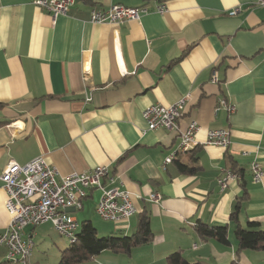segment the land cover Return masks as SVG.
I'll list each match as a JSON object with an SVG mask.
<instances>
[{
	"label": "crops",
	"instance_id": "obj_1",
	"mask_svg": "<svg viewBox=\"0 0 264 264\" xmlns=\"http://www.w3.org/2000/svg\"><path fill=\"white\" fill-rule=\"evenodd\" d=\"M34 1L0 0V178L10 163L41 156L63 177L109 166L138 212L126 224L110 222L103 237L130 236L147 215L153 239L131 253L108 250L81 264H169L176 252L190 263L264 264V250L238 252L231 220L240 203L239 224L264 228V178L253 183L251 171L255 161L264 169V5L76 0L54 22ZM159 4L167 12L157 13ZM115 5H146L150 12L118 25L90 21L93 9ZM184 98L181 130L197 122V139L204 142L209 130L227 128L231 144L227 150L199 146L166 165L180 139L165 129L150 131L143 112ZM222 99L236 112L219 109ZM180 164L197 171L183 174ZM228 172L241 179L222 190L218 181ZM155 194L158 203L150 199ZM100 198V190H92L82 210L69 211L80 228L97 215ZM6 201L0 179V233L11 221ZM199 222L227 226L231 245L200 236ZM37 228L25 233L34 239ZM6 257L0 248V264ZM32 258V264H47Z\"/></svg>",
	"mask_w": 264,
	"mask_h": 264
},
{
	"label": "built area",
	"instance_id": "obj_2",
	"mask_svg": "<svg viewBox=\"0 0 264 264\" xmlns=\"http://www.w3.org/2000/svg\"><path fill=\"white\" fill-rule=\"evenodd\" d=\"M76 0H35L34 5L52 15L55 22L58 17L67 15ZM260 6L264 0H259ZM164 4L156 7V12H167ZM235 9L232 15L237 14ZM144 5L136 8L121 5L112 6L108 10L93 9L90 21L94 24H122L139 20L141 15L149 13ZM187 98L176 104L165 107L151 105L143 112L148 129L155 131L165 129L176 133L180 139L175 153L165 159V164H171L179 153H188L199 146H214L227 150L231 144V131L227 128L212 129L207 132L206 140L200 142L197 135L200 127L191 121L186 130H181L179 121L184 115ZM228 113L236 112V106L222 99L219 109ZM218 109V110H219ZM252 181L260 184L264 178L263 165L255 161L251 165ZM3 189L7 195L6 209L11 216L7 229L0 233V248L7 249L8 264H32L34 251L33 236L25 233L29 227H38L50 222L55 231L67 238L71 245L78 240L79 222L69 213L83 209V203L90 191L100 190L101 198L96 213L103 221L123 225L138 212L133 194L118 186L117 178L110 174L109 166H99L90 172L73 173L61 176L58 169L47 163L43 156L38 157L26 165L10 163L1 175ZM237 172H228L219 179L218 185L225 190L230 182L240 180ZM160 195H151L152 202L158 203Z\"/></svg>",
	"mask_w": 264,
	"mask_h": 264
},
{
	"label": "trees",
	"instance_id": "obj_3",
	"mask_svg": "<svg viewBox=\"0 0 264 264\" xmlns=\"http://www.w3.org/2000/svg\"><path fill=\"white\" fill-rule=\"evenodd\" d=\"M183 174H194L197 168L179 165ZM240 203L231 215V220L236 223L234 231L238 241V252L243 250H264V228L258 222L249 221L246 227L239 224ZM196 232L205 239H213L224 246H230L227 226H209L201 222L195 226ZM150 217L143 215L136 233L130 236L99 237L98 231L90 221L81 224L78 240L61 253L59 264H81L105 251L131 253L135 247L148 244L152 241ZM169 264H203L188 262L180 252L168 257ZM5 264H8L7 262Z\"/></svg>",
	"mask_w": 264,
	"mask_h": 264
},
{
	"label": "rangeland",
	"instance_id": "obj_4",
	"mask_svg": "<svg viewBox=\"0 0 264 264\" xmlns=\"http://www.w3.org/2000/svg\"><path fill=\"white\" fill-rule=\"evenodd\" d=\"M81 221V218L79 217ZM93 225L99 231V237H103V233L110 226L114 225L110 222L102 221L97 215L91 220ZM39 235L33 239L35 244L33 255L39 261H45L47 264H59L61 259V250L70 245V242L65 237L58 234L52 224L49 222L45 225L38 226ZM102 234V235H101ZM110 236V235H109ZM35 255H37L35 257ZM33 258L31 259V261Z\"/></svg>",
	"mask_w": 264,
	"mask_h": 264
}]
</instances>
